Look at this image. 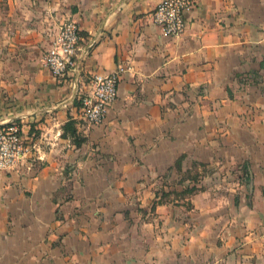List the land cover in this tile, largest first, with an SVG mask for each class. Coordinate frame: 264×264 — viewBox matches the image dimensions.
<instances>
[{
    "label": "crops",
    "instance_id": "1",
    "mask_svg": "<svg viewBox=\"0 0 264 264\" xmlns=\"http://www.w3.org/2000/svg\"><path fill=\"white\" fill-rule=\"evenodd\" d=\"M160 1L0 0V125L39 156L0 171V264H264V0H194L180 37ZM68 19L83 55L55 78L41 58ZM119 68L89 124L79 97Z\"/></svg>",
    "mask_w": 264,
    "mask_h": 264
},
{
    "label": "built area",
    "instance_id": "2",
    "mask_svg": "<svg viewBox=\"0 0 264 264\" xmlns=\"http://www.w3.org/2000/svg\"><path fill=\"white\" fill-rule=\"evenodd\" d=\"M193 4L194 0H161L152 11V21L164 35L180 37L187 28L185 14ZM80 39V28L75 20L68 19L59 25L50 47L41 58L42 65L52 76L63 78L78 70L83 55ZM122 71L119 68L109 73H96L90 78L88 91L78 99L81 116L89 124L103 122L117 98ZM34 148V144L24 143L17 123L0 125V171H10L19 165L29 167L30 161L39 157L34 155Z\"/></svg>",
    "mask_w": 264,
    "mask_h": 264
},
{
    "label": "trees",
    "instance_id": "3",
    "mask_svg": "<svg viewBox=\"0 0 264 264\" xmlns=\"http://www.w3.org/2000/svg\"><path fill=\"white\" fill-rule=\"evenodd\" d=\"M264 66V62L262 63V67ZM63 134H68L73 143L76 145V146H79L82 142H84V138L79 136L77 134V131L76 129L73 127L72 125V122L71 121H68L65 125H64V132ZM184 159V155H180L179 157H177L175 160H174V163L171 167H169V170L175 168L176 169V172L178 173L179 175V182H183L185 181L186 179H189L193 182L192 185H188L186 186L181 192L180 194L181 195H191L193 193H195V191L198 189L196 187V182L198 180V176L200 175L198 173V171L192 173L191 170H188L187 172L185 173H182L181 172V163H182V160ZM198 166H200L202 168V170H205V165L202 164V163H196L194 162L192 167L194 168H197ZM242 169H243V172L244 174L246 175V179L248 180V166H247V163L246 162H243L242 164ZM164 195V193L161 194V197ZM159 203L157 201H154L153 204H152V209L155 208L156 204Z\"/></svg>",
    "mask_w": 264,
    "mask_h": 264
},
{
    "label": "water",
    "instance_id": "4",
    "mask_svg": "<svg viewBox=\"0 0 264 264\" xmlns=\"http://www.w3.org/2000/svg\"><path fill=\"white\" fill-rule=\"evenodd\" d=\"M249 190H250V192L252 191V180H251V182L249 183Z\"/></svg>",
    "mask_w": 264,
    "mask_h": 264
}]
</instances>
